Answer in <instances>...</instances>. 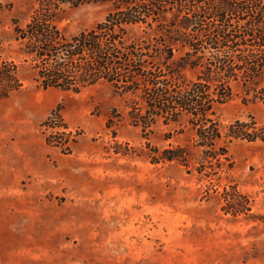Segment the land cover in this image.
<instances>
[{
	"label": "rangeland",
	"instance_id": "rangeland-1",
	"mask_svg": "<svg viewBox=\"0 0 264 264\" xmlns=\"http://www.w3.org/2000/svg\"><path fill=\"white\" fill-rule=\"evenodd\" d=\"M0 3L12 4L0 11V57L19 65L24 83L0 98V264H264V221L255 219L264 215L260 143L233 144V168L212 178L177 162L151 163L140 155L147 142L187 144L191 132L162 120L146 131L133 125L127 97L107 84L38 87L15 41L14 22L25 24L32 5ZM109 11L102 3L67 8L59 26L76 33ZM54 112L70 133L68 142L56 138L70 150L46 142L53 130L42 124ZM218 113L226 123L264 121V103L234 83ZM227 184L252 197V216L224 213Z\"/></svg>",
	"mask_w": 264,
	"mask_h": 264
},
{
	"label": "trees",
	"instance_id": "trees-1",
	"mask_svg": "<svg viewBox=\"0 0 264 264\" xmlns=\"http://www.w3.org/2000/svg\"><path fill=\"white\" fill-rule=\"evenodd\" d=\"M28 1L30 18L14 22L15 41L38 87L79 92L107 84L127 97L133 125L146 131L162 120L191 132L187 144L147 142L140 155L151 163L177 162L212 178L233 168L230 148L236 142L264 148V121L248 115L226 123L218 113L234 97V83L264 103V0ZM90 3L110 6L103 21L76 33L59 26L67 8ZM11 7L0 3V11ZM23 85L19 65L0 57V98ZM116 117L108 119V128ZM42 125L53 130L49 145L70 150V133L59 130L67 129L60 114ZM261 186L264 191V170ZM222 198L225 214L253 215L254 200L237 184L225 185ZM255 219L264 221V215Z\"/></svg>",
	"mask_w": 264,
	"mask_h": 264
}]
</instances>
